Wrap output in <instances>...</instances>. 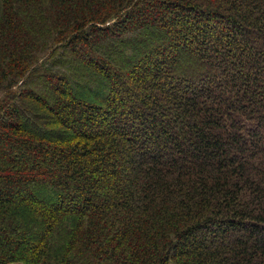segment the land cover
<instances>
[{
  "label": "trees",
  "instance_id": "obj_1",
  "mask_svg": "<svg viewBox=\"0 0 264 264\" xmlns=\"http://www.w3.org/2000/svg\"><path fill=\"white\" fill-rule=\"evenodd\" d=\"M264 0H0V264H264Z\"/></svg>",
  "mask_w": 264,
  "mask_h": 264
},
{
  "label": "rangeland",
  "instance_id": "obj_2",
  "mask_svg": "<svg viewBox=\"0 0 264 264\" xmlns=\"http://www.w3.org/2000/svg\"><path fill=\"white\" fill-rule=\"evenodd\" d=\"M261 135L263 137L262 142H264V133L262 132Z\"/></svg>",
  "mask_w": 264,
  "mask_h": 264
}]
</instances>
